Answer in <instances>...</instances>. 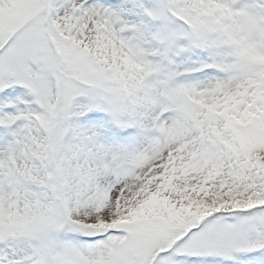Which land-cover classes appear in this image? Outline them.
I'll return each instance as SVG.
<instances>
[{
  "label": "snow or ice",
  "instance_id": "1",
  "mask_svg": "<svg viewBox=\"0 0 264 264\" xmlns=\"http://www.w3.org/2000/svg\"><path fill=\"white\" fill-rule=\"evenodd\" d=\"M0 264H264V0H0Z\"/></svg>",
  "mask_w": 264,
  "mask_h": 264
}]
</instances>
